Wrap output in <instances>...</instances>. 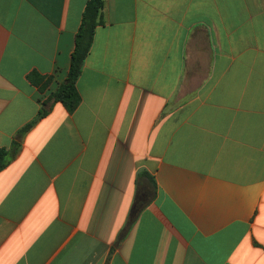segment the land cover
Returning <instances> with one entry per match:
<instances>
[{
  "label": "crops",
  "instance_id": "crops-1",
  "mask_svg": "<svg viewBox=\"0 0 264 264\" xmlns=\"http://www.w3.org/2000/svg\"><path fill=\"white\" fill-rule=\"evenodd\" d=\"M87 3L0 0V264H264V0H104L80 106L19 138Z\"/></svg>",
  "mask_w": 264,
  "mask_h": 264
},
{
  "label": "trees",
  "instance_id": "trees-1",
  "mask_svg": "<svg viewBox=\"0 0 264 264\" xmlns=\"http://www.w3.org/2000/svg\"><path fill=\"white\" fill-rule=\"evenodd\" d=\"M104 0H88L81 27L76 36L75 49L72 54L71 64L67 78L64 83L60 85L57 91L52 94L47 100L42 103V107L39 111L38 117L32 123L25 126L19 132V138H22L26 132H28L33 126H35L41 119L45 118L49 114L51 107H48L50 103L62 104L66 110L73 114L81 104V95L77 88V83L80 78L85 61L91 51L95 31L97 27L102 24V11L104 9ZM36 84L41 86V90L49 84L50 79L44 80V78L36 75L33 78ZM44 84L42 85V82ZM20 144L15 142L12 150L0 148V171L5 169L12 159L19 153ZM157 192V184L155 177L148 172H143L138 178V189L131 211L129 225L130 226L137 216L145 209L155 197Z\"/></svg>",
  "mask_w": 264,
  "mask_h": 264
},
{
  "label": "rangeland",
  "instance_id": "rangeland-1",
  "mask_svg": "<svg viewBox=\"0 0 264 264\" xmlns=\"http://www.w3.org/2000/svg\"><path fill=\"white\" fill-rule=\"evenodd\" d=\"M92 49V48H91ZM72 58V57H71ZM86 62V61H85ZM71 64V63H70ZM85 65V64H84ZM70 68V67H69ZM83 70V69H82ZM68 72H69V70H68ZM82 73V72H81ZM68 75V74H67ZM81 76V75H80ZM67 78V77H66ZM66 80V79H65ZM65 82V81H64ZM53 103V102H52ZM52 103H50L49 105H48V107H51V105H52Z\"/></svg>",
  "mask_w": 264,
  "mask_h": 264
}]
</instances>
